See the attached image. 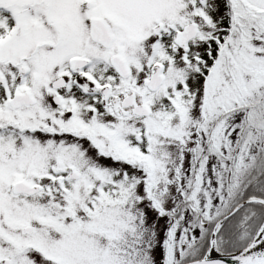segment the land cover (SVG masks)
<instances>
[{"label": "snow or ice", "instance_id": "6c2138e0", "mask_svg": "<svg viewBox=\"0 0 264 264\" xmlns=\"http://www.w3.org/2000/svg\"><path fill=\"white\" fill-rule=\"evenodd\" d=\"M0 264H264V0H0Z\"/></svg>", "mask_w": 264, "mask_h": 264}]
</instances>
